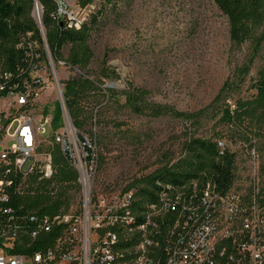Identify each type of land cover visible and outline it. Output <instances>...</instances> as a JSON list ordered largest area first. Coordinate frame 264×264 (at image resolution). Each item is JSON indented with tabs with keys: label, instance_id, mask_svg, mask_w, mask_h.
<instances>
[{
	"label": "built area",
	"instance_id": "obj_1",
	"mask_svg": "<svg viewBox=\"0 0 264 264\" xmlns=\"http://www.w3.org/2000/svg\"><path fill=\"white\" fill-rule=\"evenodd\" d=\"M42 8V6H41ZM43 43L27 36L17 44L25 65L0 67V264H264V184L260 171L248 183L238 181L227 192L211 181L155 182V199L135 210V189L94 194L99 167L96 139L76 129L66 106L62 84L54 78L55 61L46 41L43 9H34ZM55 19L80 27L67 0H57ZM76 69V68H74ZM78 70V69H77ZM53 89L62 111V126L54 132L51 117L37 120V97ZM50 130V134H48ZM53 137L62 155L79 175L81 205L73 212L13 214L6 206L14 195L26 194L25 178L50 179L56 168L52 152L37 158L42 140ZM223 153L225 139H217ZM252 161L258 146L240 142ZM233 151L231 148H229ZM234 152V151H233ZM55 228L54 243L29 254L10 250L19 237L32 239Z\"/></svg>",
	"mask_w": 264,
	"mask_h": 264
},
{
	"label": "rangeland",
	"instance_id": "obj_2",
	"mask_svg": "<svg viewBox=\"0 0 264 264\" xmlns=\"http://www.w3.org/2000/svg\"><path fill=\"white\" fill-rule=\"evenodd\" d=\"M67 1L80 19H88L104 2L95 0L82 10L78 0ZM117 14L116 17L110 13L91 34L90 45L95 54L92 77L99 73L98 62L106 59L121 77L104 79L103 88L122 92L131 81L150 89L153 101L182 111L197 112L208 107L224 82L244 62L248 51V43L239 46L231 41L228 18L214 0H117ZM69 49L67 44L63 49L65 56ZM261 63L262 59L257 61L247 81L239 91L231 93L227 103L234 105L238 98L255 95L256 91L249 88V84ZM55 69L54 78L62 84L63 90L66 80L82 73L61 63H55ZM119 99L124 102L123 95ZM57 103L55 90L42 92L34 103L35 118L39 120L41 114H46L44 116L53 120ZM6 105L7 102H0V108ZM104 110V115H97L101 122L95 124V118L94 124L85 129L96 139L99 152L95 195L120 192L134 180L185 157L183 145L192 134L216 140V132L225 129L220 114L192 127L180 118L137 115L114 102L108 103ZM58 129H54L52 123V130ZM52 138L40 142L38 159L49 152L61 153ZM225 140L236 153L238 181L247 184L250 175L260 171L264 152L254 162L240 146V141ZM35 175L25 178L26 189L48 180ZM47 188L53 197L60 196L64 201L60 210L73 212L80 207L79 185L52 181Z\"/></svg>",
	"mask_w": 264,
	"mask_h": 264
},
{
	"label": "trees",
	"instance_id": "obj_3",
	"mask_svg": "<svg viewBox=\"0 0 264 264\" xmlns=\"http://www.w3.org/2000/svg\"><path fill=\"white\" fill-rule=\"evenodd\" d=\"M39 1L43 9L46 41L55 61L63 60L82 72L80 76L71 77L64 82L66 106L77 130L88 135L85 131L87 126L94 124L95 118V124L101 122L97 115H104L105 106L113 102L137 115L180 118L192 127H198L204 119L220 114L225 129L216 132L217 139L229 138L234 142L252 145L258 143L260 154L264 152V0H214L228 18L231 41L239 46L248 43V51L244 62L224 82L213 102L197 112L182 111L170 104L157 103L152 100L150 89L131 81L127 82L126 89L122 92L103 88L104 79L115 80L121 77L106 59L98 62L99 73L95 78L92 77L91 64L95 54L90 45V37L110 13L118 16L117 0H104L100 8L88 19L84 18L78 28L69 27L65 19H55L52 16L57 10V0ZM94 1L78 0L77 4L84 10ZM34 3L35 0H0L1 68L15 70L19 64L25 65V52L17 44L29 32L34 39L43 43V36L33 14ZM67 44L70 49L65 56L63 49ZM260 59L262 63L257 68L256 77L251 78L249 84V88L256 91L255 95L248 99L238 98L234 105L227 103L231 93L242 88ZM121 95L124 96L123 103L119 99ZM62 121L58 102L52 120L54 129L60 128ZM217 139L209 140L192 134L183 145L185 157L128 184L125 190L135 189L134 209H142L146 201L155 199L156 180L175 184L191 180L200 184L211 181L220 191H229L237 180L236 153L229 148L222 153ZM53 162L56 173L50 179L30 187L26 194L14 195L6 204L14 209L13 214L16 217L27 211H35L37 214H53L59 211L64 201L60 196L53 197L51 190L47 188V184L52 181L80 187L77 171L69 165L62 153H54ZM260 173L264 184V161L260 165ZM35 176L40 177V174ZM60 231V228H55L49 233H41L36 239L22 235L10 253L31 255L43 250L54 243Z\"/></svg>",
	"mask_w": 264,
	"mask_h": 264
},
{
	"label": "water",
	"instance_id": "obj_4",
	"mask_svg": "<svg viewBox=\"0 0 264 264\" xmlns=\"http://www.w3.org/2000/svg\"><path fill=\"white\" fill-rule=\"evenodd\" d=\"M39 4H40V1H39ZM41 5V4H40ZM38 8V4H37V1L35 0V3H34V9H37ZM111 86H113L114 84H110Z\"/></svg>",
	"mask_w": 264,
	"mask_h": 264
},
{
	"label": "bare ground",
	"instance_id": "obj_5",
	"mask_svg": "<svg viewBox=\"0 0 264 264\" xmlns=\"http://www.w3.org/2000/svg\"><path fill=\"white\" fill-rule=\"evenodd\" d=\"M38 4V9L41 10V5L39 4V0H36Z\"/></svg>",
	"mask_w": 264,
	"mask_h": 264
}]
</instances>
